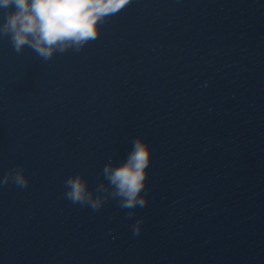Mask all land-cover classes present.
<instances>
[{
	"label": "water",
	"instance_id": "1",
	"mask_svg": "<svg viewBox=\"0 0 264 264\" xmlns=\"http://www.w3.org/2000/svg\"><path fill=\"white\" fill-rule=\"evenodd\" d=\"M137 136L146 207L64 198ZM17 165L30 183L0 186V264H264V0H131L47 61L0 38V180Z\"/></svg>",
	"mask_w": 264,
	"mask_h": 264
},
{
	"label": "clouds",
	"instance_id": "2",
	"mask_svg": "<svg viewBox=\"0 0 264 264\" xmlns=\"http://www.w3.org/2000/svg\"><path fill=\"white\" fill-rule=\"evenodd\" d=\"M130 3L131 0H0V9L5 10V18L0 22V38L8 37L18 54L27 47L42 59L51 60L56 53L81 51L99 37L101 25L108 18ZM150 162V145L137 136L124 161L114 163L109 158L101 172L104 180L95 190L89 188L83 172L67 176L64 198L92 211H99L110 199L117 200L131 218L136 208L147 206L145 188ZM10 181L21 189L28 187L30 177L23 165L9 169L0 180V186ZM142 224L143 217L135 221L133 235L140 234Z\"/></svg>",
	"mask_w": 264,
	"mask_h": 264
}]
</instances>
